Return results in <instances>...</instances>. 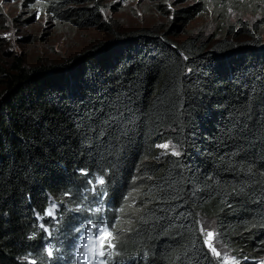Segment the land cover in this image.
<instances>
[{
    "label": "trees",
    "instance_id": "trees-1",
    "mask_svg": "<svg viewBox=\"0 0 264 264\" xmlns=\"http://www.w3.org/2000/svg\"><path fill=\"white\" fill-rule=\"evenodd\" d=\"M46 1L50 13L111 35L65 63L28 66L17 55L10 68L0 63V264L36 262L52 243L39 224L72 236L99 195H81L91 175L106 180L113 208L105 216L119 223L130 263L218 264L199 232V220L209 218L240 264H260L264 0H192L162 11L165 30L129 32L103 20L99 0ZM1 10L0 0V22L10 20ZM210 11V33L173 39ZM53 202L74 225L48 222ZM70 245H55L64 257L57 262L69 258Z\"/></svg>",
    "mask_w": 264,
    "mask_h": 264
},
{
    "label": "rangeland",
    "instance_id": "rangeland-1",
    "mask_svg": "<svg viewBox=\"0 0 264 264\" xmlns=\"http://www.w3.org/2000/svg\"><path fill=\"white\" fill-rule=\"evenodd\" d=\"M99 1L103 20L111 26L114 31L120 32H129L143 26H154L157 27L159 31H162L163 29L165 30L166 27L169 26V18L167 14L162 12L163 10L169 13V10L172 11L180 7L189 6L190 4L193 5L192 0H170V3L168 1L164 2V6L160 4V0ZM41 2L46 3L47 1L33 0L22 4L19 2L16 3L12 0H10L9 3H7V0H1L3 7V10L1 11L9 15L10 20L16 16L19 18V21L11 22L3 17L0 22V63L6 65L5 67L10 68L16 55L19 56L28 66L65 63L83 51L90 49L95 43L108 40L110 38V32L104 27L99 25L90 26L74 24L73 21L76 20L75 17H66V14L63 16H56L47 10V5L42 6L40 4ZM67 2L75 5V7H85L91 4L92 1L88 2V0H78L77 2L76 0H69ZM157 5H159V7ZM211 11L194 18L188 25L183 26V28H181V30L173 36V39L181 41L189 36V33H197L203 28H206V30H203L205 33H210L212 29L209 28L210 26L208 25L211 24ZM210 41L212 40L209 39V42ZM3 79V77H0V91L4 86ZM162 150L173 151L169 148ZM100 176L102 175L88 176L84 179V182L88 183L89 188L93 185L97 186L96 178ZM90 181L91 183H89ZM83 183L78 184L77 187ZM105 191L106 195L103 196L102 200L100 199V195H97L99 196L100 203L93 205V208L102 203L105 211L95 217L99 220L100 216H103L109 221V217L105 215L108 209L113 208V200L109 196L108 189ZM98 192L100 194L101 191ZM87 194H91L93 196L94 193L89 189L86 191L84 189L81 193L83 197H86ZM53 205L55 206L53 216H47L49 223L54 221L53 223L57 226V224L64 222L65 220H72L69 217L60 218V213L65 214L63 208L56 205L54 202L51 203L50 208H52ZM112 214L113 213L111 212L109 215L111 216ZM83 216L84 213L79 214L78 220ZM72 221L73 222L71 223L73 224L74 220ZM82 221L83 220L79 221L78 224L76 222V226L72 227L70 232V235H74L77 242H80L81 232H78L75 229H82L84 224L97 222L94 220L93 222L83 223L81 225ZM199 222L200 226L202 225L206 230L213 231L216 236L214 223L211 219L201 218ZM118 225L119 223L115 224V227L117 228ZM55 228H51L50 225L48 226V229L52 232ZM57 232L60 235H66L64 230L56 231V235H54L58 241L52 243L48 242V244L44 246L36 258V264H43L47 262V259L60 261L57 256L64 259V257L59 254V250L62 248H56L55 245L61 242L62 245L67 246L70 241L69 239L72 236L67 235V238L61 239L57 235ZM123 237V233H118L117 248L120 252L121 260L116 257L115 258L120 262V264H133V262L130 263L127 252L124 251V249L128 248V244L122 241ZM214 245L217 250L221 252L222 256L224 253H227L230 257H234L240 262L237 252L220 245L217 236L214 240ZM49 247L53 249L52 257L47 256L46 249ZM63 249L68 251V248L63 247ZM32 261H35L34 257L33 260L30 261V264H32ZM256 261L262 264V262H264V254H260L258 258H256Z\"/></svg>",
    "mask_w": 264,
    "mask_h": 264
},
{
    "label": "snow or ice",
    "instance_id": "snow-or-ice-1",
    "mask_svg": "<svg viewBox=\"0 0 264 264\" xmlns=\"http://www.w3.org/2000/svg\"><path fill=\"white\" fill-rule=\"evenodd\" d=\"M162 149H168L169 144L158 145ZM163 154H167L166 152ZM172 155H180L176 150H173ZM87 173H85L86 175ZM91 183V181L89 182ZM105 179L103 176L96 178V185H104ZM91 192H96V186L93 185L90 189ZM100 199H103V196L106 195V191L101 189ZM54 205L52 208L46 210L45 215L53 216L54 214ZM85 211L90 212L93 216H99L105 211L103 204L94 208L84 209ZM123 211V209H119ZM43 227V225H41ZM78 232H81L80 242H79V254L78 258L81 264H115V257L120 256V252L117 248V236L115 219L109 223V221L100 216V219L94 223L84 224L82 229H75ZM199 232L204 237V245L208 248L209 252L217 258L218 264H240L238 260L234 257H230L227 253H224L223 256L221 252L217 250L214 245V240L216 239L215 233L213 231L206 230L202 225L199 227ZM47 256H53V249L51 247L46 249ZM32 264H36L35 261H32ZM264 264V262H262Z\"/></svg>",
    "mask_w": 264,
    "mask_h": 264
},
{
    "label": "bare ground",
    "instance_id": "bare-ground-1",
    "mask_svg": "<svg viewBox=\"0 0 264 264\" xmlns=\"http://www.w3.org/2000/svg\"><path fill=\"white\" fill-rule=\"evenodd\" d=\"M95 194H99V192L96 191ZM74 245H76V243H74ZM74 245H72L71 243V245L68 248L69 254H71L68 259H65L63 262L47 260V262L43 264H81L79 258H77L79 254V247ZM115 262H118V264H120V262L116 258H115Z\"/></svg>",
    "mask_w": 264,
    "mask_h": 264
}]
</instances>
